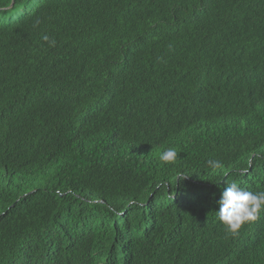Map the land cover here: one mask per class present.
I'll use <instances>...</instances> for the list:
<instances>
[{"label": "trees", "instance_id": "1", "mask_svg": "<svg viewBox=\"0 0 264 264\" xmlns=\"http://www.w3.org/2000/svg\"><path fill=\"white\" fill-rule=\"evenodd\" d=\"M225 182L264 191V0H0V264H264Z\"/></svg>", "mask_w": 264, "mask_h": 264}, {"label": "clouds", "instance_id": "2", "mask_svg": "<svg viewBox=\"0 0 264 264\" xmlns=\"http://www.w3.org/2000/svg\"><path fill=\"white\" fill-rule=\"evenodd\" d=\"M38 23V21H37ZM42 39L55 46V40H50L47 35ZM159 159L166 163H175L178 159V152L174 147L163 150ZM210 169H223L221 161L211 159L207 161ZM183 173H178L177 177H183ZM220 195L218 211H215L218 220L225 226L227 231L236 232L240 227L249 221H255L259 213L264 210V191L252 192L240 186L237 182L227 183Z\"/></svg>", "mask_w": 264, "mask_h": 264}]
</instances>
